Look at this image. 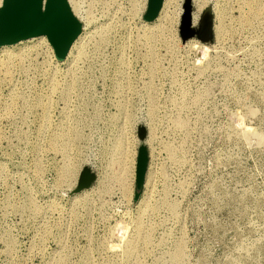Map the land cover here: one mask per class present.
I'll list each match as a JSON object with an SVG mask.
<instances>
[{"label": "rangeland", "instance_id": "obj_1", "mask_svg": "<svg viewBox=\"0 0 264 264\" xmlns=\"http://www.w3.org/2000/svg\"><path fill=\"white\" fill-rule=\"evenodd\" d=\"M258 1L263 10L249 15L244 0H206L199 10L192 0H172L173 20L160 23L164 0L150 19L146 0L142 21L162 36L153 37L149 54L143 38L135 40L141 20L126 13L99 51L85 46L86 57L59 58L53 48L50 56L43 47L0 53V264H264V0ZM205 9L212 14L208 42L196 35ZM73 16L79 36L83 21ZM195 40L208 49L192 46ZM120 84L129 89L118 94ZM39 103L47 104L45 117ZM177 117L187 120L186 130L174 124ZM119 137L132 170L126 190L114 179ZM148 178L151 198L144 194ZM164 195L167 205L149 213ZM138 222L150 239L128 256ZM178 245L184 253L175 262Z\"/></svg>", "mask_w": 264, "mask_h": 264}, {"label": "bare ground", "instance_id": "obj_2", "mask_svg": "<svg viewBox=\"0 0 264 264\" xmlns=\"http://www.w3.org/2000/svg\"><path fill=\"white\" fill-rule=\"evenodd\" d=\"M171 1L172 0H164V2L162 4V7L160 8L159 15L157 16V19L160 21V23L163 20H173L172 19L173 17L169 18V16H170L169 12H170V8H171L170 5L172 4ZM241 1H243V0H241ZM2 2H3V0H0V6L2 5ZM67 2L69 4L71 12L76 17H79L83 21V27H82L83 32L79 36L74 38L73 41L71 42V45H69L70 47H69V49L67 51V57L68 56H72V55L73 56L76 55V54H74V52L77 53L80 57H82V56L86 57L88 52L86 51L85 46L88 45L89 43H92V45L95 48V51H99L108 42V40H109V38L111 36V33L113 34L114 30H116V27H118V24L120 22L119 14L126 13V14L130 15V19L137 18V19L141 20L140 21L141 24L138 27L137 35H136L135 40H137L139 42L140 39L143 38V40H144L143 44L145 45L148 54L151 51V47H152V43L151 42L153 41V39H155L157 36L158 37L161 36V35L158 34L159 31L158 32H154L153 26L150 24V22L142 21V11L145 8L146 0H67ZM192 2L194 3V5L199 10L205 5L206 0H192ZM243 3L245 4V8L249 9V10L247 9L248 10L247 13H249V15L250 14L258 15L261 12L260 10L262 9V7H261V5H262L261 3L262 2H259L258 0H244ZM245 8H243V9H245ZM219 10L217 11L218 13L215 14V15H217L218 17H221L220 14H219L221 11L219 12ZM242 15H244V14H242ZM245 16H244V18L248 17V16H246V17ZM242 19H243V16H242ZM191 20H192V23L196 22L197 13H195V12L191 13ZM244 23H246V22H244ZM216 24H217V22H216ZM217 30H216L217 31V35L222 32V29L221 28L219 29V27H217ZM152 32H154L155 35H152L151 34ZM222 35H223V33H222ZM154 36H155V38H153ZM128 37H129V35H127L126 38H125L126 39V41H125L126 44L128 43ZM200 41L199 40H195V41L190 42V44L192 46H194V47L208 49L209 46L207 45V43H202ZM123 46L124 45L122 43L121 44V50H119L120 54H121V57L118 60H119V64L120 65L123 64V66H124V63H127V62H126V59L123 58L124 57V53H125L122 50ZM42 47L45 48L46 52L49 53L50 56L52 55V52H53L52 47L46 41V39L43 38V37H30V38L24 39V41L21 40V41H17L15 43H12L10 45H2L0 47V53L5 54L6 56L10 57V56H13L15 54L19 55L21 53H24V52H26L27 50H29L31 48H35L36 49V48H42ZM21 55H23V54H21ZM128 62H130V61H128ZM120 69L124 70V69H122V66H121ZM5 70L9 71L8 68H5ZM121 70H119V71H121ZM125 73H128V72L125 71ZM121 74H123V72ZM74 85H75V82L72 81L70 83V85H69L70 87L68 86L69 88L68 87L67 88L70 89ZM120 87L122 89L121 88L120 89H116L118 94H121L123 89H127V88L129 89V84H127L125 86L120 84ZM148 88H150V86H148ZM68 89H66L64 93L62 91V93H63L62 97L67 98V95L69 96L68 93H70V92H68L69 91ZM119 90H120V92H119ZM148 93H149V91H148ZM120 101L121 102L117 103V106H119V109H124L123 108L124 107V99L120 100ZM127 101H128V99H127ZM39 105L43 106L42 107L43 108L42 116L45 117L47 115V111L45 110L46 107H47V104L46 103H39ZM125 111H127V110H125ZM123 113L125 115V116H123V117H125V118H123V121L127 122L128 114L126 112H124V110H123ZM152 115L154 116V114L151 113L150 116H152ZM174 122H175L174 124L177 127L181 128L182 130H186L188 128V126L186 125L187 120L185 118L177 117L176 119H174ZM54 137L60 138L62 136L58 134V135H54ZM119 138L120 139H118L116 145L114 146V150L116 151L115 154L117 156H120L118 159H117V157H115L116 162L114 163V171H115L114 179L117 182H119V185H120L121 189H125V188H127V186H129L128 184L126 186V181H125V177L126 176H125V174H127L128 172H132V170L129 171L130 166H129V163H128V158H127L128 155H127L126 146H125L126 142H124L122 137H119ZM167 151H168L169 155L172 156V152H174V151L172 150V148L170 146L167 148ZM64 171L66 173L70 174L71 173L70 166L67 165L64 168ZM161 177H163V179L165 180L166 177H167L166 173L164 172L163 174H161ZM149 179L150 178H148L146 180V186H145L146 188L144 190V194L149 193V194H147L148 195L147 197L151 198V197H153V194H154L155 190H154L153 186L150 189H148ZM165 199L166 198H165V195H164V197H161L158 202L151 203L150 204L149 213L158 212L159 209L162 207L163 203H165L167 205ZM168 205L169 206H173L172 203H168ZM135 229H136V234H137L136 237L137 238H135V240L134 239L130 240V241H128L126 243V253H127L128 256H130L131 254H134V252L137 251V249L139 248L141 243H145V242L149 241V239H150V234L149 233L145 234V231L142 230V222L136 223ZM124 234H126V232H124ZM124 234H123V237H124ZM125 239H126V237H125ZM123 240H124V238H122L121 241H123ZM183 253H184L183 252V248L180 245H178L176 250H175V252L171 255V259L174 260L175 262H177V261H179V260H181L183 258Z\"/></svg>", "mask_w": 264, "mask_h": 264}, {"label": "water", "instance_id": "obj_3", "mask_svg": "<svg viewBox=\"0 0 264 264\" xmlns=\"http://www.w3.org/2000/svg\"><path fill=\"white\" fill-rule=\"evenodd\" d=\"M149 1V0H148ZM59 0H47V11L54 7V11L58 13L57 3ZM160 0H155L154 5L150 9L149 13L145 14L147 19H150L154 16L158 8ZM33 0H3L2 5L0 6V44L14 42L16 38L20 35H26L34 32V24L35 21L33 19L32 10H33ZM53 9V8H52ZM64 10L66 13V18L63 17V14L60 16L58 25L61 30L66 27L68 30V38L66 41H58L53 39L50 34L49 35V43L54 49V52L57 57L61 58L67 52L69 45L73 41V39L78 34L79 24L71 9L67 0H65ZM63 13V10H62ZM189 25L188 16H185V22ZM184 22V23H185ZM185 26V25H184ZM189 33L187 28L183 27L182 36H185ZM62 34V32H61ZM197 37L203 41L208 42L211 39L212 35V14L210 9H205L199 21V26L196 30ZM139 153L137 159V168H136V186L139 185L140 177L142 173V160L141 154Z\"/></svg>", "mask_w": 264, "mask_h": 264}, {"label": "flooded vegetation", "instance_id": "obj_4", "mask_svg": "<svg viewBox=\"0 0 264 264\" xmlns=\"http://www.w3.org/2000/svg\"><path fill=\"white\" fill-rule=\"evenodd\" d=\"M155 0H149L147 5L146 14L149 13L150 9L154 5ZM65 0H59L57 3L58 13L54 10V7L47 11V0H33V10L32 15L35 21L34 32L20 35L14 42L21 41L30 37H43L49 43V35L58 41H66L68 38V30L64 27L62 30L58 25L60 16L66 18V13L64 10ZM63 10V13H62ZM62 32V34H61ZM50 44V43H49ZM51 45V44H50ZM52 47V46H51ZM53 48V47H52Z\"/></svg>", "mask_w": 264, "mask_h": 264}]
</instances>
